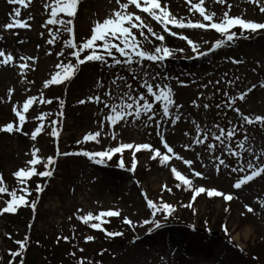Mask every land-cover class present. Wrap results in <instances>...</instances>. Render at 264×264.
Listing matches in <instances>:
<instances>
[{"label": "rangeland", "instance_id": "obj_1", "mask_svg": "<svg viewBox=\"0 0 264 264\" xmlns=\"http://www.w3.org/2000/svg\"><path fill=\"white\" fill-rule=\"evenodd\" d=\"M47 2L49 0H31L25 8L0 0V36L3 37L0 39V51L17 58L15 64L0 68V128L18 123L13 108L22 105L28 97H37L25 114L26 123L21 132H0V174L8 189L17 190L19 195L21 185L13 173L28 167L26 162L32 158L33 148H38L37 155L43 158L35 166L38 172L45 170L43 165L47 157L52 156L56 160L51 166L54 169L52 178L34 175L28 180L31 191L28 200H38L35 211L31 207L20 206L16 213L0 215V264H19L21 260L24 264H80L81 261L84 264H264V207L260 206L264 201V178L258 177L240 190L234 189L233 184L243 174L231 172V167L237 166L236 158L230 156L224 150L225 146L211 135L213 132L218 134L217 125L226 131L235 128L234 149L236 141L247 136L245 147L251 148L252 152L244 153L245 161L257 163L255 157L264 151V126L259 123L247 125L235 111L239 108L241 113L251 117L264 116V88L260 86L264 83V30L241 34L240 29L234 28L232 31L237 32L234 41L211 50L221 38L214 29H175L169 25L178 33L173 36L164 30L163 25L143 13L145 23L155 33L164 35L165 40L158 41L145 28L143 35L137 37L142 47L154 49L163 44L185 51H176L174 58L167 59L162 65L150 61L140 64L136 62L139 58H134V62L128 65L114 51V56L122 61L120 65H115L112 57L106 56L108 63L113 65L111 68L107 64L88 62L80 66L71 80L45 88L44 82L59 71L55 67L57 63H76L70 55L71 50L64 46L68 34L62 29L59 39L53 44L48 43L61 26L47 24L50 12L44 8ZM161 3L178 19L202 21L199 13L189 11L187 0H161ZM204 6L208 12H216L217 18L224 11H229L232 16L264 22V13L249 0H226L225 5L216 3V0H205ZM16 8L21 11L18 19L32 17L28 21L30 28L4 27L11 22V14ZM115 10H118L115 0H81L74 21L76 41L80 43L89 38L95 22L103 21ZM136 12L140 14L138 9ZM133 31L138 32L139 29ZM180 35H187L199 45V51L207 55L191 52V46L180 39ZM21 38H24V43L19 47ZM59 52L63 55L58 56ZM87 54L85 52L81 58ZM21 56L34 58L28 61L30 67L24 75L17 67L24 62L19 59ZM2 59L0 57V61ZM146 79L153 84L172 87L176 105L180 106L172 111L181 116L180 121L173 124L164 118L157 127L155 121L145 125L147 117L142 116L139 121L130 118L127 124L121 122L113 128L104 120L109 112L104 104L88 101V97L96 95L107 100L109 91L113 96L122 95L129 91L127 85L132 86L133 95L146 93L142 87ZM41 93L44 99L52 102L40 103ZM242 93L246 94L243 101L239 100ZM232 98L236 99L235 104ZM81 100L86 103L81 104ZM61 101L64 102L62 116L58 115ZM204 104L209 107L204 108ZM154 110L157 112L156 120H161L162 107L156 105ZM44 113L48 114L43 120L44 130L33 141L31 132L41 123L39 117ZM54 120L58 122L56 125L52 124ZM101 121L104 128L100 143H80L88 133L101 130ZM192 121H196L208 134L207 142L217 145L214 153L194 142V137L199 134ZM53 127L60 131L58 141L50 134ZM113 131L116 140L111 139ZM161 136L174 153L193 161L191 168L184 160H178L167 152ZM121 143H148L167 154L170 160L162 164L159 157L151 159L154 153L141 150L135 154L137 163L133 173L129 170L134 163L133 150L124 151L123 169L119 167V153L104 164L94 163L83 156L57 155L58 148L60 153L96 152ZM185 145L190 146L185 148ZM215 157L225 159L229 168L220 166L217 171L219 162ZM173 167L191 179L195 187L231 194L233 200L209 197L206 192L193 200V190L187 186L177 187L180 182L171 170ZM195 171L203 176L196 177ZM37 184L44 186L42 194L35 191ZM165 185L172 191H166ZM145 193L154 202L162 200L176 209L170 218L166 214H157L156 219L162 225L160 228L144 224V220L152 219ZM10 199L7 194H0V209ZM189 204L191 207H185ZM245 205L254 211L247 212ZM108 210L118 211L120 215L104 217L102 221L93 220L89 224L79 219L88 213L98 216ZM124 218L133 224L124 223ZM93 223L100 224L102 230L94 229ZM109 232H121L123 235L109 236ZM90 236L94 237L91 241L87 239ZM18 241L25 242V250L20 257H12L11 252L20 250Z\"/></svg>", "mask_w": 264, "mask_h": 264}, {"label": "snow or ice", "instance_id": "obj_2", "mask_svg": "<svg viewBox=\"0 0 264 264\" xmlns=\"http://www.w3.org/2000/svg\"><path fill=\"white\" fill-rule=\"evenodd\" d=\"M10 5H23L25 8L31 3V0H7ZM250 3L259 7V11L264 13V0H249ZM81 0H49V2L44 4L45 9H50L48 13L47 24L49 25H59L60 28L57 29V33L51 40H48L49 44H53L56 39H59V33L61 29L68 34V38L64 40L65 48L71 50L70 55L75 58L76 63L69 61L68 63H57L56 68L59 71L52 74L49 80L44 82V87L47 88L49 85H59L66 80H71L74 78L76 73L80 70V66L85 65L88 62H99L103 64H107L108 67H112V64H109L107 57H112L115 65H120L122 61L114 56L113 52H118L121 57L124 58L125 63L131 65L134 62V58H139L136 60L137 63L143 64L144 61H150L153 64H163L167 59L174 58V53L176 51L183 52L185 49H172L166 45L157 46L154 49H146L141 46L140 41L138 40V35H143V30L147 28L148 32H151L158 41L163 42L165 40L164 35L157 34L153 31L152 27L147 25L142 18L143 13H146L153 20L163 25L165 31L169 32L170 35L177 36L178 33L169 28V25H172L175 29H204L207 30L209 28L214 29L216 33H219L221 38L218 39L213 45V49H220L226 46L229 42L234 41L237 37V32L232 31L234 28H238L241 30V34L243 32L256 33L258 30H264V22H257L253 20H248L242 18L241 16H232L229 14V11H224L222 16L217 18V13L212 11L208 12L205 8V0H198V2H193V0H187V3L190 4L189 11L194 13H199V16L202 17L201 20H196L193 22L192 20H185L183 18L178 19L174 16L168 9V7L162 6L161 0H115V3L118 5V10H115L111 13L110 16L105 18L103 21L97 20L91 30V35L85 41L78 43L76 41L75 34V18L77 16V12L79 9V5ZM216 3L225 5L226 0H216ZM228 8L231 5H227ZM131 9V10H130ZM139 10L140 14H137L136 10ZM63 13L64 16H60ZM21 17V11L19 8L14 9L13 14H11V22L4 25L6 29H25L30 28L29 20L32 19L29 16L25 20L18 19ZM64 17H68L65 19ZM134 29H139L138 32H134ZM182 40L187 41V44L191 46V52L197 53L200 56L207 55V53H203L199 51V45H197L192 39H190L187 35H180L179 37ZM247 38V37H245ZM0 39H3L0 36ZM119 41V43H116ZM100 42V43H98ZM207 42V41H206ZM88 52L84 58H81L82 55ZM101 52L105 53L100 54ZM58 56H62L63 52L57 53ZM0 57H2V61H0V68H4L7 65L15 64L16 58L11 54H6L4 51H0ZM23 63L17 65V67L21 70V75L25 74V71L30 67L28 61L34 60L31 56H21L19 57ZM233 63H239V61H233ZM118 79L123 80V77H119ZM116 81H113L115 84ZM102 86V85H101ZM264 88V83L260 85ZM129 91L124 92L122 95L113 96L112 92L106 93L108 97L107 100H102L101 96H90L88 97V101H91L96 104L103 103L104 107L109 110L108 114L104 117V120L107 121L113 128L116 125L123 122L127 124L129 119L131 118L133 121H139L142 116H146L147 120L144 121L145 125L149 122L155 121L156 126L159 127L162 122H164V118H167L168 121L175 124L176 122L181 120V116L178 114H174L172 109L179 108L180 106L176 105L174 99L173 89L168 84H153L150 83L147 79L144 81L142 87L146 90V93H142L139 95H133L131 93V85H127ZM253 88L255 85L252 86ZM251 91V89H249ZM245 93H242L239 96V100L243 101L245 99ZM37 100V97H28L22 105H18L13 108L15 116L18 118V123H9L5 127L0 128V132L5 133H14L21 132L23 130V126L26 123V113L29 112L30 107ZM111 101V102H109ZM39 102L44 104H50L51 100H46L43 97V93H41L39 97ZM236 99L232 98V103L235 104ZM81 104L86 103L85 100L80 101ZM195 104V102H193ZM156 105H160L162 107L161 120H156L157 112L154 110ZM63 106L64 102H60L61 111L58 115H63ZM196 107H200V105L195 104ZM204 108H208V104L203 105ZM219 107V105H217ZM235 111L240 115L241 120L247 125H253L254 123H259L261 126H264V116L257 115L255 117H251L249 115H245L240 112L239 108H235ZM48 115L47 113L42 114L39 117L41 121L38 124L34 131L31 132V139L35 141L37 139V135L40 134L44 130L43 120L44 117ZM57 121H52L53 125H56ZM192 123L196 126L195 131L199 135L194 137V142L198 145H203L209 152H215L217 145L215 143L207 142L209 140L208 134L201 129L200 125L196 123V121H192ZM218 128V134L213 132L212 138L215 141H218L221 145H224V150L230 156H234L236 158L237 166L231 167L232 173H242L238 179H236L233 184V188L236 190L242 189L243 186L249 184L256 178H264V161H262V157H264V151L261 152L259 156L255 157L257 163H254L253 160L244 159V153L252 152L251 148H246L245 143L247 142L248 137L245 136L244 140L236 141V149L232 147L233 137L236 136V129L229 128L227 131L225 128L216 126ZM100 131H96L95 133H88L80 143H87L89 141H95L96 143H100V137L104 128V122H100ZM52 136L59 140L60 131L57 127H53L50 133ZM187 135V133H185ZM112 140H116L117 136L115 131L112 132L111 135ZM161 140L163 142V147L167 149L168 153H172L173 156L178 160H184V163L191 168L193 161L186 160L183 157L177 155L173 152L172 147L169 146L168 142L161 136ZM227 141V143H226ZM190 145H185V148ZM125 150H133V166L129 169L131 172H136L137 163L135 154L140 152L141 150H146L148 152L154 153L151 157L152 160H156L157 157L160 158L162 164L167 163L170 160V157L167 154H162L159 149L153 148L148 143L143 144H132V143H121L118 146L109 148L107 150L102 151H79V152H64L60 153L59 148L57 150V155L64 156H83L89 159L90 161L97 164H104L106 160H111L114 155L120 154L119 167L125 168V162L123 159V153ZM39 152L38 148H33L31 151V159H29L26 164L28 167L20 168L13 175L17 179V183L21 185L19 192L17 194V190H9L4 182L3 175L0 174V194H7L11 199L7 201L5 207L0 209V215L4 213H16L18 207L20 206H28L31 207L33 211L36 210V205L38 200L33 199L29 202L28 197L31 196V191L28 187V180H30L34 175L39 176L41 178H52L54 174V169L51 167L56 163L54 157H47L46 162L43 167L45 170L37 171L36 165L42 161V157H39L37 153ZM218 160L217 171L220 170V166L224 168H229V164L226 163L225 159L220 157H215ZM172 172L180 183L177 184V187L187 186L189 189L194 191L193 200L195 197L200 196L203 193H207L209 197H223L225 201H232L233 195L225 194L222 191H217L216 189H206L205 187H195L193 185V181L189 179L187 176L183 175L180 171H178L175 167H173ZM194 175L196 177H202L203 174L199 171H195ZM165 190L171 192L172 189L167 185L164 186ZM35 191L38 194H42L44 192V186L41 184H37ZM145 199L147 200V207L152 210V219L144 220L145 225L154 224L156 228L162 227L161 223L156 219L157 214H166L167 218H170L173 213L176 211L173 205H170L164 201H160L159 203L154 202L153 200L147 197L145 193ZM261 207H264V201L260 203ZM185 207H191V205H185ZM247 212L252 213L254 210L252 207L245 205ZM82 211V210H81ZM120 213L118 211L108 210L101 212L98 216H94L92 213H88L85 216L79 217L80 220L84 224H89L90 221L99 220L102 221L104 217H117ZM124 223L128 225H132L133 222L124 218ZM94 229L102 230L100 224L93 223L91 225ZM225 231H227V227H225ZM109 236H122L123 233L116 232L107 233ZM89 241L93 240L94 237H88ZM19 244V251L11 252L12 257H20L22 255V251L25 250L26 244L25 242H17ZM83 251V249H81ZM19 264H24L21 260ZM80 264H84L83 261Z\"/></svg>", "mask_w": 264, "mask_h": 264}, {"label": "bare ground", "instance_id": "obj_3", "mask_svg": "<svg viewBox=\"0 0 264 264\" xmlns=\"http://www.w3.org/2000/svg\"><path fill=\"white\" fill-rule=\"evenodd\" d=\"M23 43H24V38H21L19 41H18V45H19V47H20V45H23ZM2 46V44H0V47ZM15 58H16V56H15ZM16 60H17V58H16ZM15 60V61H16Z\"/></svg>", "mask_w": 264, "mask_h": 264}]
</instances>
